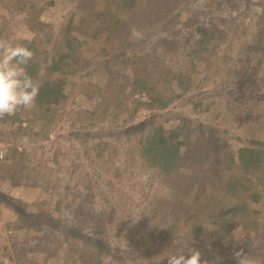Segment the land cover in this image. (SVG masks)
Listing matches in <instances>:
<instances>
[{"label":"rangeland","instance_id":"obj_1","mask_svg":"<svg viewBox=\"0 0 264 264\" xmlns=\"http://www.w3.org/2000/svg\"><path fill=\"white\" fill-rule=\"evenodd\" d=\"M27 1L37 4L40 19L52 24L69 20L71 12L78 13L73 15L74 23L85 31L93 29L97 24L93 19H84L87 13L91 9L102 8L101 5H96L83 14L74 11L70 5L72 1L69 0H53L55 3L49 7L41 3L50 0H9L8 10L0 7V39L15 43L35 38V34L28 30L27 17L29 18L30 10L27 8ZM178 3L177 7L182 11V15L179 22L174 23V27L162 30L156 24L149 35L136 37L131 40V44L117 47L112 42L109 45L99 41L85 51L84 57L92 56L90 51H94L93 57H97V49L100 48V55L106 60L105 51L110 50L111 59L108 63L104 62V66L100 60L101 67L95 69L92 76L96 88L107 92L106 99H112L126 97L136 92L131 85H126L123 69H114L115 60L122 56L129 57L127 69L133 71L144 62L147 64L144 68L146 73L152 67L150 59L162 49L160 45L152 47L159 39L172 41V52L162 51L161 53L165 55L157 60L162 64V74L169 77L179 68L187 67L186 45L189 41L195 43L197 34L192 28H185L182 23H185L191 14L195 15V24L210 27L219 32L217 33L219 36L220 32L222 34L218 37L219 41L215 42L216 50L213 54H203L199 60L193 61L190 70H185L190 75L192 86L182 98L175 101V107H171V112L170 109H165L146 114L148 113L146 109H140L139 114L133 118L127 115L116 117V123L120 124L121 128L139 123L150 125L153 122H160L168 127L170 123L167 118L174 121L177 126L186 121L188 123L186 133L189 138L199 132L208 139L205 146L213 147L217 144L212 157L221 149L236 150L239 145L235 140L237 137L264 141V0H180ZM157 17L154 12L151 18ZM81 19L83 23L80 22ZM136 33H142V30L136 29ZM74 36L82 38L76 32ZM130 45H141V49L135 53ZM111 65L112 69L107 68ZM122 66L121 62L116 65L117 68ZM245 74L246 78L241 79ZM127 75L132 77L133 74L129 71ZM120 81L123 84L122 88H112L118 86ZM156 86L162 92L175 88V85L166 81L156 83ZM98 94L95 93L94 99L98 98ZM193 103H200L201 106L196 109ZM64 114L55 131L54 145L41 148L43 144L49 143L44 140L42 136L44 133H39L35 140H29L27 145L37 147L36 154L31 152L22 157L34 159V165L26 166V160L25 166L23 161L19 162L18 166L23 167L6 172L7 174H4L6 178L0 183V196H4L9 206L6 208L3 201L4 209L0 208V264H84L83 261L91 264V260L98 258L104 260L102 264H167V257L173 254L181 243L186 242L189 248L209 249L208 253L213 258L224 254L233 255L234 251L243 249V252L253 259L257 252L264 251V180L248 176L236 166H220L219 161L212 164L215 169L214 178L220 186H223L225 180L232 181L237 189L232 196L223 192L224 197L217 202L224 208H227L230 202L231 205L239 203L253 205L248 196L253 193L260 194L262 203L258 206L262 208L256 227L242 228L233 225L230 229L229 225L225 226L224 220L221 231L222 228H218V218H205L206 212L199 214L200 208L195 206L197 201H193V198L199 195L195 192L199 191L197 181L189 190H184L182 188L190 182L189 180L180 178L182 184L177 185L162 179L160 171H148L144 174L145 171L142 170L141 174L128 175L124 179L125 185L114 190L106 186L102 193L99 191L102 196L93 201L80 202L82 205L77 206L78 211L84 208L88 210L91 206L99 208L108 199L107 208L111 210V215L108 216L114 220L112 223H104L100 221L102 217L95 219L86 212L74 216L66 215L62 207L58 209L57 205L49 204L48 201L52 197L56 198L55 201L62 200L65 194L70 197L66 190L73 182L76 184L79 181L80 188L92 184L102 168L110 171L107 175H113L117 174V171L111 169L118 166L121 174L123 166L129 164L128 156H134L130 148V143L135 141L134 138L128 140L123 134L107 135V138L100 136L96 139L110 144L103 152V159H107L113 165L104 167L98 161H94L86 166H80L78 169L85 173L80 180L75 179L73 173L77 169L72 164L74 161L77 163L83 160L82 156L77 154L81 150L79 147L83 146L82 141L87 138L82 137L85 135L83 131L78 132L80 134L70 131L76 129L77 123L73 118L67 121L69 114ZM78 117L75 116L76 119ZM102 124L99 123L102 128L107 127L106 122ZM67 131L72 134L68 135ZM137 133L143 134L140 130H137ZM60 136L67 137L68 142L63 141ZM214 137L218 139V143ZM90 147L89 143V154L92 153ZM186 167L184 170L188 173L193 170L192 166ZM247 179L251 180V184ZM166 190L173 194L167 193ZM93 195H97V192L93 191ZM124 201L130 205L122 211ZM19 205L36 222L44 221L47 214H52L55 218L61 217L77 230L75 234L77 237L62 241L60 234L63 228L59 223V228H52L54 247L50 245L51 247L37 251L35 241L24 238V234L27 233L25 230L30 232L27 227L14 230L19 224L16 220ZM216 211L220 212L221 216L224 212ZM131 216L138 220L133 222ZM199 228L200 231L202 228L207 229L208 233L204 235L201 232L195 237L200 232ZM84 232L93 235L94 240L85 239ZM102 239L106 240L108 247L111 248V253L106 258L102 257L103 242H100ZM234 241L240 244L235 246L232 244ZM198 242L204 245L201 247ZM48 249L51 250L49 254ZM21 251L25 252V257L20 258ZM205 256L201 254L202 261L205 260ZM254 261L264 264L257 259Z\"/></svg>","mask_w":264,"mask_h":264},{"label":"trees","instance_id":"obj_2","mask_svg":"<svg viewBox=\"0 0 264 264\" xmlns=\"http://www.w3.org/2000/svg\"><path fill=\"white\" fill-rule=\"evenodd\" d=\"M8 1L0 0V7L8 10L10 8L7 5ZM179 1L69 0L71 2L70 5L74 8L73 10L79 13L82 12L83 14L96 5L102 6L100 10L91 9L84 18L85 20L93 19L94 22H97L93 29L88 31L83 30L79 25L74 23L73 15H78V13L71 12L69 20H62L57 24H52L40 19L36 9L37 4L27 1V8L30 10H26L29 11V18L27 17V23H29L28 30L35 34V38L15 43L23 44L34 53L26 70L34 81L40 85L39 95L32 108L24 109L12 117L5 116L3 120H0V144H10L8 152L0 161V183L6 178L4 177V174H7L6 172L14 168L23 167L18 166L19 162L23 161L25 166L26 160V166L34 165V159L24 158L18 152V145H20L25 150H29L30 153L36 154L37 147H31L23 143V136L29 137V140H35L39 133H44L42 136L49 143L43 144L41 148L48 147L51 144L54 145L53 138L60 124V119L62 115H65L64 113H68L69 118L67 121L73 118L77 123L76 129L70 131L76 134H80L78 132L83 131L85 135H82V137L87 138L82 141L83 146L79 147L81 150L77 154L78 156H82L83 160L77 163L74 161L72 164L77 169L73 173L75 179L80 180L82 174L85 173L81 169H78L80 166H86L94 161H98L104 167L113 165L107 159H103V152L109 148L110 144L107 141L102 142L96 138L100 136L107 138V135L118 136L123 134L128 140L134 138L135 141L130 143L134 156H128L129 164L124 165L122 169L125 173L122 172L120 174L117 166L111 169L116 170L117 174L107 175L110 171H106L107 168H102L101 172L96 174L97 179L92 184H88L85 188H80L79 181L76 184L73 182L66 190V193L70 197H67L65 194L62 200L57 199L55 201L56 198L52 197L48 201L49 204L57 205L58 209L62 207L66 215L74 216L86 212L87 215L95 219L102 217L103 219L100 221L104 223L114 222L112 217L108 216L111 215V210L107 208L109 205L108 199L99 208L91 206L88 210L84 208V210L78 211L77 206L82 205L80 202L86 200L93 201L102 196L99 191L101 190L102 193L106 186H110L114 190L125 185L124 179L128 175L135 176L138 173L141 174L142 170H144V174L148 171H160L162 179L169 180L171 183H176L177 185L182 184L180 178H185L190 182L182 188L184 190H189V187L197 181L199 191L195 192H198L199 195L193 198V201H197L195 206L200 208L199 214L206 212L205 218H218L219 229L223 227L224 220L225 226L229 225L230 229L233 225L234 227L242 226V228L257 226L262 208L258 206L262 203L260 194L253 193L248 196L253 205L247 203L231 205L230 202L228 207L224 208L217 201L221 197H224V193L232 196L237 186L229 180H225L223 186H220L214 178L215 169L212 164L215 161H219L221 163L220 166H236L242 173L264 180L263 140L237 137L235 140L239 145L236 150L223 151L221 149V151L217 152V155L212 157L217 144L213 147L205 146V142L208 139L199 132H196L192 138H189L186 133L188 130V123L186 121L177 126L174 121L167 118L168 123H170L168 127L160 122H153L150 125L139 123L121 128L122 126L116 123V117L127 115L133 118L139 114L140 109H146L148 111L146 114H153V111L165 109H170L171 112V107H175V101L182 98L191 89L190 75L185 70H190L193 66V61L199 60L203 54L210 55L215 52V42L219 41L218 37L222 36L221 32L219 36L217 34L219 32H215L212 28L203 24H195L194 14L188 16L185 23L182 24L185 28H192L197 37L195 38V43L189 41L186 45L187 53L185 57L187 61L185 63L187 67L185 69L179 68L178 71L169 77L162 74V64L157 60L159 57L165 55L161 53L162 51L166 53L172 52V41L159 39L155 44H152V47H159L158 45H160L162 49L160 53H156L150 59L152 67L146 73L144 72V68L147 64L144 62L135 67L133 71L127 69L129 57L122 56L115 60L114 69H123L125 72L123 77L127 80L126 85H131L133 90L147 93L151 97L149 104L135 102L132 99L134 92L128 94L126 97L106 99L107 92L96 88L92 73L95 69L101 67L100 60L103 61V66L104 62L108 63V60L111 59L110 50L105 51L106 60L100 55V48L97 49V57H93L94 51H90V55L92 56L84 57L85 51L87 52L90 47H94L99 41H104L109 45L112 42L113 45L120 47L128 43L131 44V40L133 41L136 37L149 35L150 30L156 24L162 30L174 27V23L179 22L182 15V11L177 7ZM54 3L53 0H50L41 3V5L49 7ZM154 12L158 16L156 19L151 18ZM80 22L83 23L82 19ZM136 29H141L142 33H136ZM134 30L136 34H134ZM75 32L82 36V38L78 39L74 36ZM130 46L135 53L141 49V45ZM119 62L123 66L117 68L116 65ZM107 68L112 69V65L110 67L107 66ZM129 71L132 72V77L131 75H127ZM245 78L246 74L242 75L241 79ZM161 81L175 85L174 90L168 89L162 92L157 89L156 83H160ZM115 87L122 88V82L120 81L118 86H112V88ZM96 92L99 93L98 98L94 99ZM193 105L196 109L201 106L200 103H193ZM127 110H129V113L126 114ZM75 116L79 117L76 119ZM23 122L26 123V126H22ZM104 122L107 123L106 128H102V123ZM99 123L102 125H99ZM137 130H140L143 134L137 133ZM67 133L68 135L72 134L69 131ZM210 133L212 132L210 131ZM57 139L60 138L57 137ZM61 139L68 142L67 137H61ZM96 140L97 142H94ZM214 140L218 143L216 137H214ZM210 142L212 141L210 140ZM89 143L91 144V154L88 153ZM65 145L66 143H64ZM87 156L89 157L88 159ZM186 166H192L193 170L188 173V171L184 170L187 168ZM247 181L251 184V180L247 179ZM93 191H96L97 195H93ZM166 192L173 194L169 190H166ZM82 196L84 197L81 198ZM145 196H147V193ZM218 196L220 197L218 198ZM3 201L4 206L9 208L4 196H0V208H3ZM128 205L130 204L124 201L122 211ZM21 208V205H19L16 210L18 214L16 220H18L19 224L14 230L18 231L27 227L30 232L25 230L27 233L24 234V238L35 241L34 245H36V248L38 247L37 251L44 247H51L50 245L54 247L55 241H53L52 237V228H59V223L62 224L63 228L60 234L61 238H63L62 241H69V239L77 237L75 235L77 234V230L69 226L61 217L55 218L52 214H47L44 221L36 222L32 220L29 213L24 212ZM216 210H224L222 216ZM220 230L222 231L223 228ZM201 232L204 235L208 233L207 229L202 228L195 237L201 234ZM83 236L85 239L91 241L95 238L88 232H84ZM105 241L104 239L100 241L103 242L102 257L104 258L108 257L111 253V248L108 247ZM229 243L231 244V242ZM198 244L201 247L204 245L202 242H198ZM232 244L236 246L240 243L234 241ZM18 246L20 245L18 244ZM47 251L48 254L51 252L50 249ZM199 251L201 254L206 255L205 260L209 261V264H236V259L233 255L226 256L224 254L218 258H213L208 253L210 252L209 249L203 250L199 248ZM25 256V252L21 251L20 258ZM255 259L264 262V251L257 252L253 260ZM103 261L102 258H98L91 260V264H102ZM83 263L88 264L85 261Z\"/></svg>","mask_w":264,"mask_h":264},{"label":"clouds","instance_id":"obj_3","mask_svg":"<svg viewBox=\"0 0 264 264\" xmlns=\"http://www.w3.org/2000/svg\"><path fill=\"white\" fill-rule=\"evenodd\" d=\"M134 34H136L135 30ZM33 55V51L21 43L0 39V120H3L5 116H15L22 110L30 109L35 105L40 85L26 70ZM22 139L23 143H29V137L24 136ZM29 154V150L27 153H21L23 156ZM131 217L133 222L138 220L134 216ZM233 256L236 264H258L246 255L243 249L234 251ZM167 264H209V261H202L201 252L195 248H189L186 242L181 243L177 250L167 257Z\"/></svg>","mask_w":264,"mask_h":264},{"label":"built area","instance_id":"obj_4","mask_svg":"<svg viewBox=\"0 0 264 264\" xmlns=\"http://www.w3.org/2000/svg\"><path fill=\"white\" fill-rule=\"evenodd\" d=\"M134 100L137 103H141V104H148L150 103V97L148 96V94H146L145 92H136L133 95ZM22 126H26V123L23 122ZM9 145L8 143H2L0 144V161L3 159V157L6 155V153L9 150ZM18 152L19 153H27L28 150H25L24 148H22L20 145H18Z\"/></svg>","mask_w":264,"mask_h":264}]
</instances>
